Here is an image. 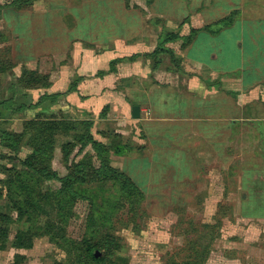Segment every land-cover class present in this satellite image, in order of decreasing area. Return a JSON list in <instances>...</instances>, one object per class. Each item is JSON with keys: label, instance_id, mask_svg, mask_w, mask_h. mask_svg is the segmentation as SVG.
I'll return each mask as SVG.
<instances>
[{"label": "rangeland", "instance_id": "1", "mask_svg": "<svg viewBox=\"0 0 264 264\" xmlns=\"http://www.w3.org/2000/svg\"><path fill=\"white\" fill-rule=\"evenodd\" d=\"M152 1L0 0V217L10 220H0V264H264V141L255 140L247 127L241 129L239 162L232 166L217 162L212 146L197 145L202 154L196 157L207 158L198 160L194 178L186 176L183 158L167 162V152L159 149L156 176L132 173L140 186L150 187L143 217L134 213L133 199H121V184H92L86 177L71 199L59 195L60 181L37 175L45 166L60 178L78 164L101 168L91 145L82 147L76 143L79 138L68 137L74 124L79 127L72 132L76 136L90 129L99 142L121 148L123 155L113 149L109 154L112 167L121 169L127 148L136 145V127L126 120L118 94L122 87L113 80L125 61L135 70L136 54L130 45L116 42L123 36L119 22L126 24L127 39L145 21L155 32L165 28V34H176L178 29L177 22L147 17L142 8L149 9ZM104 24L110 30L104 32ZM153 36L145 37L146 56L156 44ZM184 42L157 57L151 54L140 70L149 74L159 64L172 72L179 66L193 73L184 59ZM116 53L125 57H114ZM113 61L114 70L105 74ZM78 69L82 75L72 91L70 83L61 88L66 81H60L57 94L45 91L53 74L66 80ZM56 119L72 125L61 130L50 125L44 135L38 122ZM84 122L93 126L86 129ZM64 150L70 156L64 158ZM45 153L49 156L41 158ZM33 154L40 159L30 161ZM5 228L7 234L2 233ZM89 246L100 253V262L88 256Z\"/></svg>", "mask_w": 264, "mask_h": 264}, {"label": "crops", "instance_id": "2", "mask_svg": "<svg viewBox=\"0 0 264 264\" xmlns=\"http://www.w3.org/2000/svg\"><path fill=\"white\" fill-rule=\"evenodd\" d=\"M221 1L224 3L222 6ZM142 9L148 12L146 15L151 16L150 19L177 22L176 34L182 37L163 44L165 38L158 43L165 34V28L155 32V28L145 21L138 25L137 34L127 39L126 24L120 21L119 29H122L123 36L115 40L117 43L130 45L134 48L133 54H136L135 70L127 66L125 61L121 64L123 68L118 70V78L115 75L113 80L122 87L118 94L126 120L135 121L132 123L136 131L138 130L133 133L136 140V145L132 146L134 151L125 158L122 157L121 170L147 195L150 187L143 186L139 181L142 184L140 186L133 179L132 173L139 171L147 176H156L158 166L154 161L159 149L167 152V162L170 158H183L188 170L186 176L194 178L199 173L198 160L207 158L196 157L197 153H201L197 145H203L204 149L212 146L216 161L221 165L223 162H230L232 166L233 162H239L238 146L243 127L254 131L255 140L264 141V1L153 0L149 9ZM234 12L238 13L232 25H217L220 20ZM206 27L209 29L205 30ZM102 30H110V25L104 24ZM193 30L199 32L184 49V59L190 64L193 73H187L179 66L173 67L175 70L172 72L159 64L149 74L140 70L145 65L143 60L151 54L158 55L154 52L158 51L161 55L166 53L160 52V45H163V49L180 48L183 38L189 36ZM148 32L150 35H141ZM167 32L165 36L172 33L169 30ZM155 34L156 44L152 43L155 46L150 47L153 49L146 56L149 48L145 37L150 36L153 39ZM97 56L100 57L99 54ZM114 57L124 58L125 55L116 53ZM133 71H136L135 74ZM76 72L78 74L74 78L66 80L53 74L52 85L45 91H54L53 94H57L55 91L60 81L67 83L60 84L61 88H66L70 83L71 89L72 79L82 75V70L78 69ZM212 81L219 88H214L216 85ZM99 91L105 98L107 91L103 84ZM112 105L109 112H112ZM134 106L141 109L139 120L132 118ZM233 146L237 148L236 152ZM139 152L145 156L140 158ZM132 166L135 169L131 172L129 168Z\"/></svg>", "mask_w": 264, "mask_h": 264}, {"label": "trees", "instance_id": "3", "mask_svg": "<svg viewBox=\"0 0 264 264\" xmlns=\"http://www.w3.org/2000/svg\"><path fill=\"white\" fill-rule=\"evenodd\" d=\"M237 13L238 12H234L232 15L220 20L217 23V25H225V26L232 25L234 23V17L237 15ZM208 29H209L208 27L205 28V30H208ZM198 32L199 31H197V30H193L189 36L183 38L186 41L183 44L184 49L192 42L194 35H196ZM211 32L213 34L216 33V31H211ZM181 38L182 37H180L179 34L170 33L167 35V38L163 44L168 43V42H172V41H177ZM160 47L163 49V45H160ZM162 49L160 50V52L164 51ZM154 53L159 54L158 51H156ZM114 64H115V62L113 61L110 64L111 69H109L108 71H105V74L110 73L114 70ZM102 73L104 74V72H101L100 74H102ZM78 80L79 79H76V80H74V82H72L70 91L73 90L72 88L77 87ZM50 97L56 98L57 95H53ZM20 109H22V107ZM68 123H69L68 121H62L60 119H56L54 121V123H52V124H49V122L39 121L38 125L43 127L44 135H47L46 130L48 128H50V125L54 124L57 126L56 128H58V130H61L63 128L65 129L64 125H67ZM69 124L72 125L71 123H69ZM83 124H84V126H86V129H88L87 126H93L92 123H90V122H84ZM74 125L75 126L72 127L70 129L71 131H69V133L67 134L68 137H71V138L74 137V139H76V140H77V138H79L78 141H76V143L79 142L82 145V147H84L86 145L87 146L91 145L93 147L94 151L97 153L96 158H98L101 161V168L94 169V167H92V164L88 163L87 164L88 168L84 169L86 163L85 164L84 163L78 164V166H76L75 170L73 168H71V171L68 174V176L60 178L57 172L51 171L49 166H45V167L41 168L42 171L37 173L38 177L41 180H45V178H46V179H50L53 181L54 180L60 181L62 183L63 188H62V190L59 191V195L62 197H65V198L68 197L71 199H73L75 196H77L76 191H74L75 187L77 185H79L81 183V181L86 182V180H85L86 177H91L89 182L92 184L96 183V182H105V181H110V182H114L117 184H121V186H122V188H121L122 190L120 191L121 199L122 200L123 199H133L137 204V206H135V208H134V213L135 214L139 213L138 217H143L146 214V212H145L146 210L143 206L144 202L147 199L146 193L124 171H122L121 169L119 170V169L113 168L111 165V161L109 159V154H110V151L112 149L114 150L115 153H119L122 155L124 154L123 150H121V148H117V146H114V145L109 146L107 144L99 142L96 138H94L92 135H90V132H89L90 129L87 131L88 134H86V135L81 134L80 136H76V134L77 135H79V134L76 132H75L76 134H73L72 132L79 129V127H78V124H74ZM82 125H80V126L82 127ZM132 149H133V147L129 146L127 148V151H128L127 153L128 154L131 153ZM125 151H126V148H125ZM48 156H49V153H47V154L45 153L44 155H40L41 158L48 157ZM68 156H70V152L68 153V152H66V150H64V158H66ZM36 159H40V158H39V156L37 157L35 154H33L30 161L36 162ZM30 161H28L29 165L30 164L34 165ZM87 162H89V161H87ZM35 166H43V165H39V164L36 165L35 164ZM30 169H31L30 171L33 170L32 167H30ZM85 170H87V173ZM55 196L58 197L57 195H55ZM63 200L64 199H62L61 197L58 199L59 202H61ZM134 217H135V215H134ZM131 218L133 219V217H131ZM0 220H2L3 222L10 221V220H8V218L5 219V217H4V219H3V217H0ZM7 229L8 228L3 229L2 233L7 234ZM94 250L95 249L93 246H89L87 248L88 256H90L95 262H100L101 259L96 257V255H95L96 252L94 253ZM184 264H191V262L187 261V262H184Z\"/></svg>", "mask_w": 264, "mask_h": 264}, {"label": "water", "instance_id": "4", "mask_svg": "<svg viewBox=\"0 0 264 264\" xmlns=\"http://www.w3.org/2000/svg\"><path fill=\"white\" fill-rule=\"evenodd\" d=\"M132 118L135 120H139L141 118V109L139 106H134L132 108ZM96 257L99 258L100 257V253L96 252Z\"/></svg>", "mask_w": 264, "mask_h": 264}]
</instances>
